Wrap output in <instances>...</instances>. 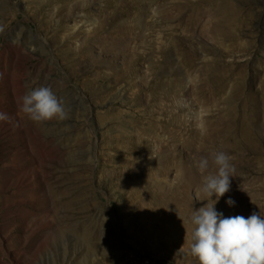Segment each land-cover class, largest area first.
<instances>
[{
	"label": "rangeland",
	"instance_id": "1",
	"mask_svg": "<svg viewBox=\"0 0 264 264\" xmlns=\"http://www.w3.org/2000/svg\"><path fill=\"white\" fill-rule=\"evenodd\" d=\"M147 1L89 0L70 19L84 29L114 15L111 22L117 26L111 33L131 40L120 38V46L136 55L134 72L120 71L124 80L108 90L113 92L109 98L96 104L88 96L81 105L83 110L114 106L113 119L107 117L103 128L118 144L103 148L105 141L89 135L84 116L74 117L71 106L64 120L42 123L65 125L58 134L38 131L20 114L21 89L51 86L59 69L49 72L43 61L48 54L33 52L30 43L25 51L34 56L27 58L16 41L21 31L44 38L37 18L44 19L43 7L48 11L60 3L0 0V113L7 116L0 120V264H199L189 253L191 216L206 201L198 192L201 176L193 158L214 150L231 156V181L236 182L218 201L212 197L215 209L225 217L262 215L252 201L264 202V142L256 147L245 141L242 127L232 133L231 112L244 89L264 102V0H233L239 12L233 36L231 7L221 12L203 8L192 24L175 18L177 0ZM13 13L19 17L9 22ZM51 21L54 26L64 22ZM91 56L115 69L125 65L123 57L102 53L97 43ZM28 64L32 69L25 68L22 85L16 70ZM68 84H73L70 79ZM95 126L101 129L96 121ZM251 131L261 141L264 122L252 124ZM44 137L60 141L46 144ZM172 139L188 146L179 155L183 171L175 195L169 186L146 181L158 176L141 169L144 153L156 155ZM76 166L80 169L74 172ZM133 168L139 170L136 175ZM48 181L66 192L59 194L64 205L57 212L42 207L49 199ZM245 196L249 200L242 204L235 200ZM229 198L235 205L227 204Z\"/></svg>",
	"mask_w": 264,
	"mask_h": 264
},
{
	"label": "bare ground",
	"instance_id": "2",
	"mask_svg": "<svg viewBox=\"0 0 264 264\" xmlns=\"http://www.w3.org/2000/svg\"><path fill=\"white\" fill-rule=\"evenodd\" d=\"M58 1L60 4L50 5L48 11H46V7H43L44 19H39L35 16V18L39 20L40 30L45 35L44 38H41L40 36L32 37L31 34H26V32L21 31L20 36L22 37L19 40L17 39L15 47L20 49L27 58L34 56L31 51H25V45L27 43L32 44L31 48H33V52L48 54L43 61L48 64L49 72L57 68L59 69L58 75L52 79L53 81L51 82L50 87L53 88L57 97L62 100L67 117L70 113V109L68 107L71 106L75 112L74 117L78 118L81 115L84 116L82 119L88 126L89 135L96 141H105V143L102 144L103 148L117 145L118 143L112 142V138L107 133V128H103L107 117L111 120L113 119L110 111L114 109V106H111L110 108L108 107V109L96 108L94 110H83L81 105H85L88 96H91L93 102L96 104L101 103L105 99L109 98L111 93H113L108 90L116 88L118 84L124 80V77L120 75V71L124 70L127 75L134 72L135 68L132 62L136 55L133 54L134 52L131 51L129 47L120 46L122 43L120 38L124 39L126 42H131V40H127L122 35H119L118 38L117 35L111 33L113 28L117 26L115 23L111 22V19L115 17L114 15L109 17L107 20L106 18L102 19L104 22L96 20L93 27H84V29L79 28V20L71 24L70 19L76 12V7L80 3L85 4L86 1L89 0H57V2ZM155 1L157 0H148L147 4L150 5ZM165 1L168 0H164L163 2ZM217 1L218 0H177L179 12L175 18L182 22L194 24L195 22H192V20H195L197 16H199L203 8L212 12L211 7L213 6L215 11L218 9L217 11L221 12L231 7V36H233V20H236L239 14V12L235 9L236 3L233 0H220L218 2V6L216 7L215 5ZM122 6V3L117 4L118 9L122 8ZM38 8L40 9L42 6ZM13 16L14 19L19 17L18 13H13L9 18V22L13 21ZM53 19L58 22H64L57 23L54 26L51 21ZM96 43L97 46L100 47L102 53L113 55L115 57H123L125 65L120 69H115L112 64L93 58L91 56V52ZM20 67L21 68H17L16 70V77L23 85L25 83L23 80L24 70L25 68L32 69V65H20ZM107 69H110L111 72L107 73ZM63 70H66V72ZM82 75H85V77ZM239 76L240 78H244L245 73L240 74ZM69 79L73 84H68ZM27 82H29V80H26V83ZM118 90L121 89L118 88ZM21 91V95L23 96L27 91H29V89H21ZM20 114L28 117L23 111H20ZM231 114L233 118L231 120V127L234 129L232 133L236 132L239 127H242V133L245 141L250 142L253 146L259 147L260 143L264 142V131H262L261 134L262 140L259 141L252 133L251 125L255 124L259 127L264 122V102L261 103L256 95L244 89V94L242 95L240 102L233 106ZM95 121L98 123V126L101 127L98 131L95 126ZM34 123L38 131H46L48 133L52 132L54 134L60 133L65 126ZM121 134H126V132H122ZM99 135H101V139L98 138ZM121 138L123 137H118L117 139ZM241 139L243 140L242 137ZM173 140L174 139L162 144L156 155H150L148 152L144 153L141 158L145 159V165H143L141 169L142 171L146 170L147 172H153L156 176H158L149 177L146 181L161 186H169V192L175 195L179 188L178 184L183 171V164L178 160L179 155L181 150L186 147L188 148V146L185 142H178L176 140V143L175 140ZM43 141L46 144L52 143L53 145H58L60 138L44 137ZM235 141L236 140L234 139V142ZM132 143L134 144L135 140H133ZM127 150H134V147L128 146ZM104 152L105 150H102L101 155ZM112 157L116 159V161L119 160L117 154ZM79 169V166L73 168L74 172H77ZM174 170L176 173L173 172ZM132 171L136 175L139 170L133 168ZM47 184L50 186L49 199L48 202L42 201V207L46 213L49 209H53L57 212L60 209L59 207L64 205V202H62L59 198V194L63 195L65 191L60 188L54 190L51 187L52 182L50 181H48ZM234 186H236V182L235 180H232L231 188ZM183 192L188 194L189 188L187 186L184 187ZM249 197L250 196H245L241 200H235L239 204H242L244 201H248ZM77 198L83 199V196L77 195ZM84 198L86 199V196H84ZM203 199L206 201L205 204H207L208 200L205 199V197ZM88 201L89 200H87V202ZM252 203L254 204L253 206L262 212L261 216H264V202L260 201V199H255ZM183 206L185 205H181V207ZM216 210L220 212L218 209ZM159 223L164 224L163 221H159ZM54 226L61 230L63 225H59L56 218H54Z\"/></svg>",
	"mask_w": 264,
	"mask_h": 264
},
{
	"label": "clouds",
	"instance_id": "3",
	"mask_svg": "<svg viewBox=\"0 0 264 264\" xmlns=\"http://www.w3.org/2000/svg\"><path fill=\"white\" fill-rule=\"evenodd\" d=\"M18 106L36 123L67 117L62 100L50 86L30 89L19 98ZM3 119L7 116L0 113V120ZM201 132L203 134L202 129ZM193 161L201 176L202 187L198 192L204 193L208 203L191 216V255L198 259L199 264H264V216L253 211L248 217H225L215 209L216 201L231 187V177L235 173L231 156L214 150L208 156L193 158ZM214 195L216 201L212 200ZM226 202L230 206L236 203L232 198Z\"/></svg>",
	"mask_w": 264,
	"mask_h": 264
}]
</instances>
